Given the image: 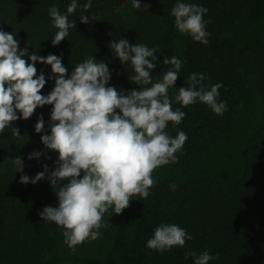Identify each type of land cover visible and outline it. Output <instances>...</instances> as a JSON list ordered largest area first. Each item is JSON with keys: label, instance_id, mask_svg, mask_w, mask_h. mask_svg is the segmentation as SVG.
Listing matches in <instances>:
<instances>
[{"label": "trees", "instance_id": "obj_1", "mask_svg": "<svg viewBox=\"0 0 264 264\" xmlns=\"http://www.w3.org/2000/svg\"><path fill=\"white\" fill-rule=\"evenodd\" d=\"M126 1L92 0L86 13L78 7L69 16L76 27L53 46L57 29L48 10L55 6L64 14L71 0H0V29L14 32L20 48L28 47L29 53L61 56L69 75L77 63L96 57L108 64L110 86L139 90L129 82L131 67L114 58L109 48L112 40L126 38L161 49L154 82L171 67L163 65L164 56L174 55L182 61L177 88L191 73L205 74V86L223 85L218 102H226L224 114L200 102L181 108L186 113L183 121L176 127L169 123L166 129L172 137L178 131L188 137L178 161L155 170L157 184L147 199L133 200L109 220L111 227L103 237L109 245L106 254L91 257L77 250L80 259L83 264H194L185 253L207 250L216 257L209 264H264V0H181L207 9V44L176 29L171 10L177 0H141V8L129 15L121 10ZM86 2L78 0L79 5ZM81 15L89 16V24L80 22ZM36 67L46 79L52 75L51 66L37 62ZM53 87L54 79L48 80L42 94ZM176 87L169 89L170 96L177 93ZM51 109L38 108L30 119H20L0 134V264H52L50 252L56 253L62 244L67 254L63 256L72 255L62 229L38 215L44 207L56 206L50 182H19L22 174L34 178L44 165L47 177L56 166L55 152L28 159L45 150L41 136L50 134ZM41 115L45 131L37 134ZM15 127L20 137L12 135ZM17 156L23 158V173H16L11 163ZM173 183L175 191L169 187ZM161 224H176L193 239L163 253L150 250L146 242Z\"/></svg>", "mask_w": 264, "mask_h": 264}, {"label": "clouds", "instance_id": "obj_2", "mask_svg": "<svg viewBox=\"0 0 264 264\" xmlns=\"http://www.w3.org/2000/svg\"><path fill=\"white\" fill-rule=\"evenodd\" d=\"M135 9L141 8V0H132ZM78 7L83 13L92 7V0L83 5L71 0L66 13L55 6L49 8L52 27L57 29L52 45L58 46L69 36V29L76 22L69 21ZM207 9L195 3L177 0L171 10L176 29L195 42L207 44L209 33L204 19ZM80 22L89 24L87 15ZM109 48L114 58L131 67L129 82L139 90L118 91L110 86L112 78L108 64L96 57H88L77 63L69 75L62 57L49 54L46 57L29 53L28 47L20 48V40L14 32L0 29V134L13 128L14 122L30 119L38 108L52 106L50 134L41 136L47 151H35L28 159L39 158L48 152L58 153L55 168L47 177L44 171L34 178L21 175V184H37L47 179L57 198L56 206H46L38 213L42 220L53 222L62 229L63 243L75 253L78 246L95 241L105 214L110 211L121 215L133 200L147 199L157 181L156 169L178 161L179 153L188 137L178 131L175 137L166 131L169 123L178 126L186 113L181 108L197 102L207 105L215 114L223 115L226 102H218L221 83L205 86V74L191 73L185 85L176 87L180 78L182 61L176 56H164V66H171L153 80L157 67L159 48L145 44H132L128 39L112 40ZM23 57H28L24 59ZM29 60L31 63H29ZM51 66L52 75L38 74L36 63ZM54 79V87L42 94L48 80ZM176 87L177 93L169 95ZM173 103L180 108L173 109ZM19 113V115L17 114ZM45 131L43 116L35 124V132ZM20 137L19 129L12 132ZM16 173H23V158H11ZM170 189L175 191V183ZM138 197L139 199H133ZM185 229L176 224H161L146 247L161 253L173 247H185L192 240ZM194 264H209L216 257L207 250L197 254L185 253Z\"/></svg>", "mask_w": 264, "mask_h": 264}, {"label": "rangeland", "instance_id": "obj_3", "mask_svg": "<svg viewBox=\"0 0 264 264\" xmlns=\"http://www.w3.org/2000/svg\"><path fill=\"white\" fill-rule=\"evenodd\" d=\"M121 10L127 15L133 13L134 7L132 6V0H127L126 3L122 6ZM114 216L115 214L111 211L104 216L103 222L106 226L100 229L101 235L97 240L85 242L83 245L80 246V248H76L75 253L69 256L68 258H65L67 257V254H63L64 250L62 244V247L59 250L57 249L58 251L56 253H53L54 251L50 252V254L52 253V256L50 255V262L52 264H83L79 256L80 254L79 252H77V250H81L82 254H88L91 257H95L97 255L103 256V254H106V250L107 248H109V245L105 243L106 241L103 237L105 235L106 230L110 229L111 227V225L109 224V220H114Z\"/></svg>", "mask_w": 264, "mask_h": 264}]
</instances>
